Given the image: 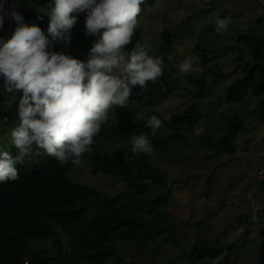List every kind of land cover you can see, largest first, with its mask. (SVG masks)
<instances>
[{
	"label": "trees",
	"instance_id": "trees-1",
	"mask_svg": "<svg viewBox=\"0 0 264 264\" xmlns=\"http://www.w3.org/2000/svg\"><path fill=\"white\" fill-rule=\"evenodd\" d=\"M161 1L145 0L141 11ZM13 3L17 4V10L23 14L26 23L36 24L45 32L49 40V51L62 52L67 47H73L78 51L75 58L82 61L84 57H89L95 37L85 35L84 13L78 14L71 44L66 47L63 41L53 39L47 32L50 17L45 11L49 10L50 0H9L8 6ZM192 18L188 15L161 46L159 57L163 60V75L155 82L149 81L144 88L139 85L133 87L128 103L118 107L117 117L121 124L117 127L103 125L99 135L94 138L92 153L82 157V161L89 163L91 175L103 174L117 179L127 189L111 195L95 185L76 181L71 176L76 165L70 162L61 165L54 157L39 150L40 154L33 155L31 160L16 165L19 176L17 181L0 183V264H45L51 261L57 264H133L125 260L120 243L131 245L150 257L163 256L169 246L176 250L182 248L187 262L193 264L218 260L226 252L229 257L233 256L236 242L212 243L206 238L194 244L190 236L182 235L176 221L170 218L174 190L169 186L168 174L149 163L150 154L137 155L132 153L131 148L129 151L119 148L108 155L103 154L101 149L105 142L126 145L130 144L133 134L145 131L150 133L151 129L146 128L145 124L150 116L156 115L162 123L151 138V143L153 149L165 159H170L177 154L173 140L189 138L186 129H195L199 123L204 122V117L210 113L205 106L207 98L224 75L222 63L219 60H214L219 63L213 61L211 55L214 50L195 51L194 59L199 66L205 67V71L201 75L195 71L181 79L175 78V64L169 66L170 56L164 51L168 47L170 49L173 36L179 34ZM259 24L261 26L257 24L258 30L253 35L239 34V62L230 74L231 82L224 87L222 98L223 102L232 107L245 105L246 108L254 104L247 116L253 117L256 128L260 127L259 123H264V25ZM210 31L217 34L214 24ZM200 46L198 44L196 48L200 49ZM222 50L220 48L218 51ZM0 81L2 86L6 85L3 77H0ZM179 86H188L192 101L184 112L173 114L167 119L156 111V107L166 102L172 91ZM141 109L146 112L140 115ZM231 112V115L221 116L223 124L220 127L208 128L193 138L194 152L199 153L202 149L206 161H213L220 156H236V142L242 136V147L256 144L252 141L255 140L251 133L253 129L249 130L251 122L247 124L248 128L242 112L234 108ZM5 113V110H0V121H3ZM16 121L19 123L17 117ZM221 127V131L225 132L220 135L217 133ZM260 128L258 131H261ZM5 129L4 123L0 134H4ZM260 131L259 139L262 140L264 131ZM254 135L258 138L256 133ZM3 150L10 151L13 157L18 154L15 146L7 143ZM260 186L264 190V184L260 183ZM153 190L159 191L153 196L149 194ZM261 203L264 205V200ZM252 218L253 213H245L236 221L246 227L241 233L244 245L252 244V238L246 232L251 230V226L246 222L255 224L262 221L264 215L257 220ZM201 222L197 220L196 225L200 226ZM237 241L241 242L239 239ZM263 247L264 243L260 242L255 249L260 252ZM262 252L259 256L261 260L258 253L247 260L237 255V262L264 264Z\"/></svg>",
	"mask_w": 264,
	"mask_h": 264
},
{
	"label": "rangeland",
	"instance_id": "rangeland-1",
	"mask_svg": "<svg viewBox=\"0 0 264 264\" xmlns=\"http://www.w3.org/2000/svg\"><path fill=\"white\" fill-rule=\"evenodd\" d=\"M188 15L193 16L191 22L179 34L173 36L170 49L168 47L164 50L170 56L169 66L175 64L176 72L173 73V77L181 79L186 75L179 71L178 66L187 57L192 58L193 70L191 73L196 71L201 75L205 71V67L197 64L194 54L195 51L204 49L214 50L213 55L209 54L213 61L219 60L222 63L224 75L220 78L221 81L215 84L216 88H212L211 94L207 98L205 106L210 113L204 117V122L199 123L195 129H186L189 138L180 137L173 140V148L177 154L170 159H165L161 153L153 149L149 163L168 174L169 186L174 190L170 218L176 221L182 235L190 236L194 244L201 243V239L206 238L212 243L236 242L235 249H239L241 259H252L253 255L258 253L259 258L261 250H263L262 254L264 253V247L260 252L255 248L258 243H264V218L255 224L250 221L246 222L248 226H251V230L246 231L252 238L251 245H244L242 242L241 233L246 227L237 224L236 221L245 213H253L252 220L262 218L264 215L262 212L264 205L261 203L264 200V190H261V186L259 187L260 183L264 184V138L259 139L260 130L258 131L261 126V131H264V123H259L260 127L256 128L254 120H252L253 117L247 116L254 104L247 105L246 108L245 105L232 107L233 105L229 106L223 102L222 98L224 87L231 82L230 74L239 62L238 58L241 54L238 43L239 34L253 35L258 30L257 24L258 26H261L259 23L264 25V0H163L140 13L138 21L139 19L141 21L138 22L137 30L131 43L127 45V50L133 48L137 41H141L149 48L150 55L159 57L162 44L167 41L174 30L182 25ZM224 15L230 17L232 21L228 31L223 35L211 33L210 28L215 19L223 18ZM258 19L259 21H257ZM16 26L15 22L6 18L3 30H0V42L7 41ZM9 31H11L10 34H8ZM1 35L3 36L1 37ZM214 43L216 46H213ZM198 44L201 45L200 49L196 48ZM230 47L232 48L230 49ZM220 48L223 50L218 51ZM62 52L73 57H77L78 54V51L73 47H67ZM245 57L247 58V56ZM88 59L89 57H84L82 61L87 62ZM22 95V90L10 92L6 85H1L0 81V110H5V117H7L6 120L3 118L6 126L5 131L10 127H15L18 123L16 121L17 108ZM191 101L188 86H179L172 91L166 102L156 107V111L169 119L173 114L184 112ZM233 108L245 115L246 125L251 122L250 128L247 125L250 131L255 128L251 133L255 139L252 141H255L256 144L242 147L244 142L242 136L236 142L238 151L236 156L224 158L220 156L213 161H206L202 149L199 153L194 152L193 138L198 137L208 128L220 127L223 124L221 116L231 115ZM142 112H146V110L141 109L140 115ZM117 113L118 107L110 110L108 119L103 125L107 127L119 126L121 120L118 119ZM221 129L222 127L218 129L220 132L217 134L221 135L225 132ZM119 148L129 151L131 144L117 145L105 142L101 145L103 154L108 155L113 154ZM71 176L76 181L95 185L106 194L115 195L127 189V186L117 179L103 174L91 175L89 163L86 161L76 165ZM158 191L153 190L149 194L154 196ZM197 220L203 221L200 226L196 225ZM119 246L125 260L133 264H166V262L193 264L187 262L186 256H183L184 249L182 248L176 250L169 246L163 256L150 257L132 248L131 245L120 243ZM241 246L247 247V249H243ZM225 256L219 260H206L203 264H234V256L231 258L232 260L230 259L231 262L230 260L225 262ZM45 264L57 263L51 261Z\"/></svg>",
	"mask_w": 264,
	"mask_h": 264
},
{
	"label": "clouds",
	"instance_id": "clouds-1",
	"mask_svg": "<svg viewBox=\"0 0 264 264\" xmlns=\"http://www.w3.org/2000/svg\"><path fill=\"white\" fill-rule=\"evenodd\" d=\"M144 2L50 0L49 10L45 11L50 17L47 32L66 47L71 44L78 14H85V35L95 39L84 62L64 52L49 51L45 32L36 24L26 23L16 3L9 7V0H0V30L6 18L17 25L12 36L0 42V77L8 91L23 93L17 108L19 123L0 135V183L17 181L16 165L31 160L40 154L39 150L61 165H80L84 154L92 153L94 138L109 111L125 106L134 86L144 88L163 75V60L150 55L143 42L137 41L130 50L125 47L141 21L138 16L145 12L141 11ZM231 23L230 17H217L215 32L223 35ZM178 68L183 74L191 73L192 58H185ZM161 123L152 115L145 124L151 132L131 136L133 154L153 152L151 138ZM3 126L0 121V129ZM5 143L18 150L15 157L3 150ZM224 255L225 262L234 256V264H239L237 249L231 257L228 252Z\"/></svg>",
	"mask_w": 264,
	"mask_h": 264
}]
</instances>
